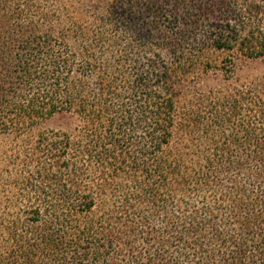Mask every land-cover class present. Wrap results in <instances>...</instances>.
<instances>
[{"label": "trees", "instance_id": "obj_1", "mask_svg": "<svg viewBox=\"0 0 264 264\" xmlns=\"http://www.w3.org/2000/svg\"><path fill=\"white\" fill-rule=\"evenodd\" d=\"M259 61L264 0H0V264H264Z\"/></svg>", "mask_w": 264, "mask_h": 264}, {"label": "rangeland", "instance_id": "obj_2", "mask_svg": "<svg viewBox=\"0 0 264 264\" xmlns=\"http://www.w3.org/2000/svg\"><path fill=\"white\" fill-rule=\"evenodd\" d=\"M235 77L240 78L246 83L264 81V62L246 63L242 68H238ZM50 125H52V123H50Z\"/></svg>", "mask_w": 264, "mask_h": 264}]
</instances>
